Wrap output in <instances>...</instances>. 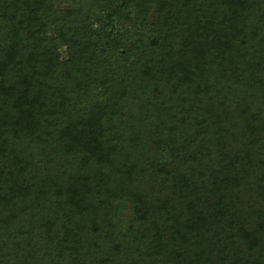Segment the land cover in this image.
<instances>
[{
	"label": "trees",
	"instance_id": "16d2710c",
	"mask_svg": "<svg viewBox=\"0 0 264 264\" xmlns=\"http://www.w3.org/2000/svg\"><path fill=\"white\" fill-rule=\"evenodd\" d=\"M0 264H264V0H0Z\"/></svg>",
	"mask_w": 264,
	"mask_h": 264
}]
</instances>
